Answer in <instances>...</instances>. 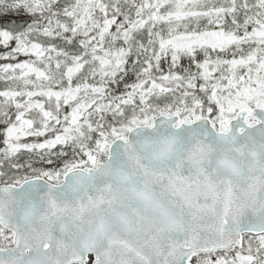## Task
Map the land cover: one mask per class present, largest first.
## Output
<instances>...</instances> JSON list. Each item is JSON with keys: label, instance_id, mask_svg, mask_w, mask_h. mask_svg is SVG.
<instances>
[{"label": "snow or ice", "instance_id": "6c2138e0", "mask_svg": "<svg viewBox=\"0 0 264 264\" xmlns=\"http://www.w3.org/2000/svg\"><path fill=\"white\" fill-rule=\"evenodd\" d=\"M0 264H264V0H0Z\"/></svg>", "mask_w": 264, "mask_h": 264}]
</instances>
